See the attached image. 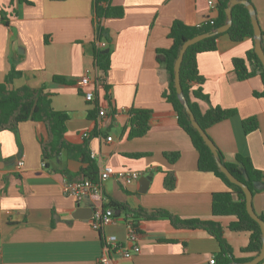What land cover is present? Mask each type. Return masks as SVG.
<instances>
[{"label":"crops","instance_id":"crops-1","mask_svg":"<svg viewBox=\"0 0 264 264\" xmlns=\"http://www.w3.org/2000/svg\"><path fill=\"white\" fill-rule=\"evenodd\" d=\"M208 1L109 0L123 15L101 18L104 31L98 39L93 0H0L7 20L6 25L0 21V83L15 69L21 74L7 88L43 87L51 107L67 115L64 138L72 146L44 160L40 141H46L48 133L43 122L27 120L15 130H0V264H97L101 235L114 234L125 242L132 217L121 211L100 232L92 229V211L109 198L134 210L164 209L181 218L220 223L231 248L228 264L256 254L241 251L249 232L228 228L234 216L212 215L213 193L231 188L214 173L197 169L198 153L161 95L168 75L156 51L170 47L174 20L196 26L207 17L216 18L217 9ZM249 1L264 38V0ZM101 40L107 42L102 52L110 53L106 72L95 68L94 47ZM252 48L250 38L233 42L223 32L216 49L199 53L197 68L208 101H195L201 112L211 106L236 110L206 132L226 162H233L236 154L247 156L264 176V98L253 94L262 90V81L258 74L238 80L232 65L233 58ZM89 68H94L92 77L99 84L92 102L85 100V92L94 85L80 89L76 84ZM99 108L105 109L103 116ZM131 109L151 111L143 136L128 138ZM249 117L256 118L258 127L244 133L242 120ZM107 136L112 140L106 141ZM165 152L178 157L170 162ZM18 160L23 161L19 170ZM88 160L97 174L108 165L140 175L129 183L103 181L101 204L89 196L77 201L64 194L63 183L83 178L81 169L88 170ZM167 172L175 177L172 189L163 184ZM147 175L148 181L142 179ZM252 206L264 217V189L252 194ZM134 221L140 250L129 258L114 255L115 264H210L211 257L216 263L219 245L205 230L176 228L167 218Z\"/></svg>","mask_w":264,"mask_h":264},{"label":"trees","instance_id":"trees-1","mask_svg":"<svg viewBox=\"0 0 264 264\" xmlns=\"http://www.w3.org/2000/svg\"><path fill=\"white\" fill-rule=\"evenodd\" d=\"M20 3H28V0H17ZM230 0H217L216 18L207 17L199 25L189 26L180 20H174L170 26L168 37L172 43L167 49H158L156 51L157 62L164 67L168 75L167 88L161 93L162 97L171 104L179 127L189 136L193 147L198 153L197 169L203 172H212L221 178L230 188V192H216L212 195L211 213L213 216H234L235 221L228 224V228L233 231H248L249 241L246 246L241 248L242 252L257 253L261 247V232L258 223L253 220L247 213L245 208L244 193L242 189L229 182L226 176L220 171L213 153L206 145L198 131L191 125L185 109L178 99L174 87L173 65L177 58L180 46L186 39L204 32H209L223 25L226 21L225 8ZM249 1V0H248ZM250 2V1H249ZM94 21L96 27V35L103 33L104 28L100 24L101 18L121 17L123 10L119 6H111L109 0H93ZM232 22L230 27L224 32L228 35L231 41L238 42L244 38H250L253 41V28L250 20L248 9L243 4H235L231 9ZM0 21L7 24V20L0 12ZM222 33H218L206 37L199 42L189 46L185 51L180 68L179 77L180 85L187 104L192 111L195 120L199 126L206 132L211 125L232 117L237 112L235 109H223L218 106H211L204 112H201L198 103L195 101L206 100L208 96L203 92L201 83L203 78L199 74L197 68V55L202 52L212 51L216 49V40ZM261 45L264 50V38L261 32ZM107 39V37H105ZM109 51L102 52L101 49L94 47L95 66L106 72L109 67ZM233 69L238 80H246L254 75H259L262 81V90L254 92V96L264 98V67L256 56L254 49L248 50L243 57H235L232 59ZM21 74L20 71L11 69L5 76L3 83H0V130L9 129L15 130L17 125L23 121H40L46 125L48 139L40 141L42 149V157L44 160L58 154L61 149L70 150L64 133L65 121L67 115L65 112L56 111L51 107L50 97L43 87L31 88L23 85L18 88H7L15 77ZM57 81H62L56 78ZM195 84V86H194ZM129 131L128 138L143 136L149 129V119L151 111L149 109H131L129 111ZM258 127L255 117H249L242 120V128L244 133H249L256 130ZM207 133V132H206ZM79 148V147H78ZM221 162L237 179L243 181L252 194L255 191L264 189V176L256 169L251 160L247 156L236 154L233 162H226L219 151ZM165 157L173 162L178 157V153L165 152ZM82 160L85 159L82 157ZM89 168L81 169L84 178L95 181L97 175L96 169L92 161L88 160ZM243 172L247 175V180L243 177ZM175 183V177L171 172L165 173L163 184L166 189H172ZM254 183L259 184L256 187ZM233 193L236 194V199L233 198ZM103 208L113 210L115 217L118 212L130 213L129 221L135 224L134 220L138 219H158L167 218L169 222L176 228H199L205 230L212 235L218 242L219 252L216 257L215 264H228L230 261L231 248L223 237V228L220 223L212 219L198 218H181L169 213L164 209H156L146 212L142 209H130L124 204L109 198L106 199ZM264 220L262 215H258ZM133 218V220H132ZM248 258L238 259L244 261Z\"/></svg>","mask_w":264,"mask_h":264},{"label":"built area","instance_id":"built-area-1","mask_svg":"<svg viewBox=\"0 0 264 264\" xmlns=\"http://www.w3.org/2000/svg\"><path fill=\"white\" fill-rule=\"evenodd\" d=\"M208 4L211 8L216 9V2L209 0ZM213 19V18H212ZM107 47L105 40L98 41L97 48L102 49ZM96 69L98 67H95ZM94 68L86 69L83 75L77 80V86L82 89L90 85H94L92 89L85 92L86 101H96L98 98L99 84L97 78H93ZM105 114L104 108H99L98 115L103 116ZM83 137L87 136V132H84ZM106 141H111L112 137L107 136ZM94 157V154L92 155ZM23 165L22 160H18L16 163V169L19 170ZM139 173L133 170H115L111 166L102 167L97 174L95 181L88 178H81L74 181H65L63 183V192L67 196L74 197L77 201L82 200L85 196H89L96 204H101L105 201L102 191V182L109 179L115 178L119 181L129 183L135 181L139 177ZM104 204V203H103ZM115 220V215L112 209L103 208L102 206H96L92 211V215L89 219L90 226L95 231L100 232L107 224L112 223ZM128 231L125 242H120L116 235L107 234L101 235V252L97 259V264H115L113 260L114 255H119L124 258H129L133 254L139 252L140 248L138 245V232L131 222H128ZM210 264L215 263V258L211 257L209 260Z\"/></svg>","mask_w":264,"mask_h":264},{"label":"water","instance_id":"water-1","mask_svg":"<svg viewBox=\"0 0 264 264\" xmlns=\"http://www.w3.org/2000/svg\"><path fill=\"white\" fill-rule=\"evenodd\" d=\"M235 4H243L248 9L252 28H253V49H254V52H255L256 56L258 57L260 63L264 67V50H263L262 45H261V38H262L261 29H260V26H259L253 5L248 0H230L227 7L225 8L226 21L223 25L215 28L212 31L194 35V36H192V37H190V38H188L182 42L180 49H179V52H178V55H177V58H176L174 65H173L174 87H175L176 95H177L178 99L180 100V102L182 103V105L185 109V112L189 117L191 125L198 131V133L200 134V136L202 137V139L204 140L206 145L209 147V149L213 153L214 158L216 160V163H217L220 171L226 176V178L228 179L229 182L239 186L242 189V191L244 193V201H245L246 211H247L248 215L258 223V225L260 227L261 247H260L259 251L249 260H246V261H243L240 263L232 262V264H258L264 260V220L261 219L253 210L251 190L248 188V186L243 181H241V180L237 179L235 176H233L230 173V171L225 167V165L220 160L217 146L214 144V142L211 140V138L208 136V134L199 126V124L195 120V117H194L192 111L190 110V108L187 104V101L183 95L181 85H180V77H179L180 64H181L183 55H184L185 51L187 50V48L189 46L199 42L200 40L206 38V37H209V36H212V35H215L218 33L226 32V30L230 27L231 22H232L231 9ZM103 52H108V49H105ZM243 177L245 180H247V178H248L247 175L245 174V172H243ZM142 179L148 181L150 179V175L142 176ZM254 184L256 187H259V184H257V183H254Z\"/></svg>","mask_w":264,"mask_h":264}]
</instances>
